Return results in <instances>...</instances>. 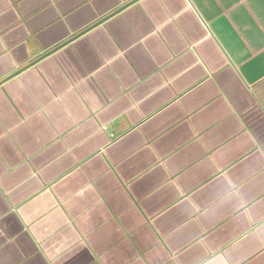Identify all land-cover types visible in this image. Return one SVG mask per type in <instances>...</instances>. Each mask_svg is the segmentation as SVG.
<instances>
[{
	"label": "crops",
	"instance_id": "obj_1",
	"mask_svg": "<svg viewBox=\"0 0 264 264\" xmlns=\"http://www.w3.org/2000/svg\"><path fill=\"white\" fill-rule=\"evenodd\" d=\"M0 264H264V0H0Z\"/></svg>",
	"mask_w": 264,
	"mask_h": 264
},
{
	"label": "water",
	"instance_id": "obj_2",
	"mask_svg": "<svg viewBox=\"0 0 264 264\" xmlns=\"http://www.w3.org/2000/svg\"><path fill=\"white\" fill-rule=\"evenodd\" d=\"M135 1V0H134ZM126 5H129V4H126ZM124 7H126V6H123L122 8H120V9H118L117 11H115V12H113L112 14H110L109 16H107V17H105V18H103L102 20H100L98 23H102L103 21H105L107 18H109L110 16H112V15H114V14H116V13H118L119 11H121ZM87 30H84L83 32H81L80 34H82V33H84V32H86ZM80 34H78V35H80ZM78 35H76V36H74L73 38H71L70 40H68V41H66L65 43H63V44H61V45H59L58 47H56V48H54L53 50H51L50 52H48L46 55H48V54H50V53H52V52H54V51H56L57 49H59L60 47H62V46H64V45H66L67 43H69L72 39H74V38H76Z\"/></svg>",
	"mask_w": 264,
	"mask_h": 264
}]
</instances>
